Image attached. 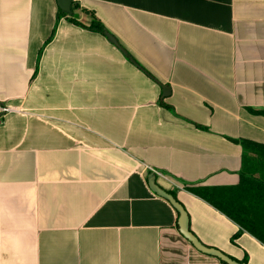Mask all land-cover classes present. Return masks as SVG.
Listing matches in <instances>:
<instances>
[{"label": "crops", "instance_id": "obj_1", "mask_svg": "<svg viewBox=\"0 0 264 264\" xmlns=\"http://www.w3.org/2000/svg\"><path fill=\"white\" fill-rule=\"evenodd\" d=\"M72 4L120 48L57 0H0V264H224L151 176L205 247L264 264L185 190L237 186L240 142L264 145V0Z\"/></svg>", "mask_w": 264, "mask_h": 264}, {"label": "trees", "instance_id": "obj_2", "mask_svg": "<svg viewBox=\"0 0 264 264\" xmlns=\"http://www.w3.org/2000/svg\"><path fill=\"white\" fill-rule=\"evenodd\" d=\"M72 15L64 17L73 24L99 34L108 33L92 16L87 27ZM264 117V112H256ZM243 147V168L240 182L235 187L187 186L185 190L206 202L240 228L264 245V145L250 141L240 142ZM175 197L173 193H169ZM245 264V263H244Z\"/></svg>", "mask_w": 264, "mask_h": 264}, {"label": "water", "instance_id": "obj_3", "mask_svg": "<svg viewBox=\"0 0 264 264\" xmlns=\"http://www.w3.org/2000/svg\"><path fill=\"white\" fill-rule=\"evenodd\" d=\"M58 3V7L60 9V11L67 15V16H71L72 15V0H57ZM106 38L109 40V42H111L113 45H115L116 47L120 48L118 42L114 39V37H112L109 33H106ZM127 56V54H126ZM170 93L169 88L167 87H163V98H166ZM149 188L150 190L156 194L158 197L166 200L173 208L174 210L177 212V214L179 215L178 218V227L180 230L181 235L200 253L210 256V257H214L218 260H220L222 263L224 264H240L234 260H232L231 258H229L228 256H226L225 254H223L222 252L218 251V250H214V249H210L205 247L195 236L194 234L190 231V227H189V218L188 215L185 211V209L183 208V206L176 200V198H174L173 195L169 194L168 192H166L165 190H163L162 188H160L157 184H156V177L151 176L149 178Z\"/></svg>", "mask_w": 264, "mask_h": 264}, {"label": "built area", "instance_id": "obj_4", "mask_svg": "<svg viewBox=\"0 0 264 264\" xmlns=\"http://www.w3.org/2000/svg\"><path fill=\"white\" fill-rule=\"evenodd\" d=\"M74 3L79 2V0H72ZM10 110L7 108H0V114H6L8 113ZM158 176H160L161 174H157Z\"/></svg>", "mask_w": 264, "mask_h": 264}]
</instances>
